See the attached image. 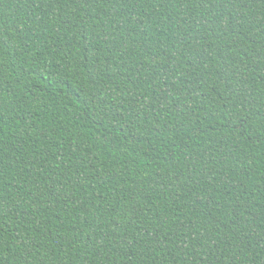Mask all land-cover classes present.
Instances as JSON below:
<instances>
[{
    "label": "trees",
    "instance_id": "trees-1",
    "mask_svg": "<svg viewBox=\"0 0 264 264\" xmlns=\"http://www.w3.org/2000/svg\"><path fill=\"white\" fill-rule=\"evenodd\" d=\"M0 264H264V0H0Z\"/></svg>",
    "mask_w": 264,
    "mask_h": 264
}]
</instances>
